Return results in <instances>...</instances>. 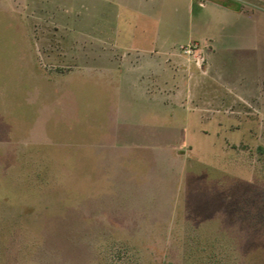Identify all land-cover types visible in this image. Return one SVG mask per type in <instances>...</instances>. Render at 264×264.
I'll list each match as a JSON object with an SVG mask.
<instances>
[{"label":"rangeland","instance_id":"rangeland-1","mask_svg":"<svg viewBox=\"0 0 264 264\" xmlns=\"http://www.w3.org/2000/svg\"><path fill=\"white\" fill-rule=\"evenodd\" d=\"M0 264H264V0H0Z\"/></svg>","mask_w":264,"mask_h":264},{"label":"crops","instance_id":"crops-1","mask_svg":"<svg viewBox=\"0 0 264 264\" xmlns=\"http://www.w3.org/2000/svg\"><path fill=\"white\" fill-rule=\"evenodd\" d=\"M132 47V48H136L135 44H127L126 46ZM141 49V48H140ZM144 50H147L149 53L151 52H158L161 53L162 55H154L156 57V60L158 61H154V66H152V71H141L139 65H136L135 67L133 66L132 61L129 59V57H125L122 59L121 62V66L119 69V76H120V84L119 87L116 89L117 92L113 93L111 95L116 96L117 94H121V93H126L129 96L134 95L137 96L139 99L141 98V101L147 102L144 103L142 105V107L140 108V111L142 114H139L136 118L138 124L141 122V120L144 118V116H146L147 112L151 110V112H154L156 110V108H160L162 106H165L166 109L168 110L169 113H173L174 111H177L179 109V107H175V104L170 103V102H166V100H162L160 99V95L162 96V91L155 89L154 87H151L148 85V83L150 81H152V77L153 75H155V73H157V71H168L169 67H168V62H167V56L170 55L172 48L169 51H164L162 50L163 48L161 46H159L157 41H153L151 44L150 48H143ZM216 48L211 47V51L209 52V57H210V61L211 64L209 66H207L205 68V71L208 72L210 75L216 76V74L218 73L217 71L215 72L214 70V66L211 68V65H213L212 62V56L216 54ZM154 58V57H153ZM169 96H178V93H173L171 90L166 89ZM165 91V93H166ZM159 110V109H158ZM117 118H121V117H117ZM199 122V120L197 121V123ZM127 127L130 128V124L127 123ZM188 124L190 130H191V134H195V131L193 130L194 125L193 122L186 120V125ZM159 130H157V132L159 134H161L160 132V128H158ZM169 130V129H168ZM156 131L155 128H153L151 134H154ZM173 134L177 133V130H172ZM186 132V131H185ZM130 132H128L126 135H129ZM143 133L145 134V131H138L136 134L139 135H143ZM134 133H132L131 135H133ZM150 134V135H151ZM177 135V134H176ZM185 135V133H184ZM190 135V136H192Z\"/></svg>","mask_w":264,"mask_h":264},{"label":"built area","instance_id":"built-area-1","mask_svg":"<svg viewBox=\"0 0 264 264\" xmlns=\"http://www.w3.org/2000/svg\"><path fill=\"white\" fill-rule=\"evenodd\" d=\"M193 48L194 46L191 45V43L187 45H180V49L184 55H190L192 52H194L195 50Z\"/></svg>","mask_w":264,"mask_h":264},{"label":"trees","instance_id":"trees-1","mask_svg":"<svg viewBox=\"0 0 264 264\" xmlns=\"http://www.w3.org/2000/svg\"><path fill=\"white\" fill-rule=\"evenodd\" d=\"M228 5V4H227ZM229 6V5H228ZM232 7V6H231ZM233 9H236V10H239V8H237V7H232Z\"/></svg>","mask_w":264,"mask_h":264}]
</instances>
